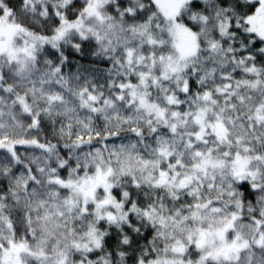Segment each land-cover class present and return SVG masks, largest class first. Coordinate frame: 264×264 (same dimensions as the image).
Returning <instances> with one entry per match:
<instances>
[{"label": "clouds", "instance_id": "obj_1", "mask_svg": "<svg viewBox=\"0 0 264 264\" xmlns=\"http://www.w3.org/2000/svg\"><path fill=\"white\" fill-rule=\"evenodd\" d=\"M59 2L39 0L42 6H52L53 12ZM110 2L116 7L114 0ZM141 2L150 8V0ZM200 2L209 16L203 32L199 24L193 29L200 33V47L182 72L170 73L167 79L160 77L158 63L148 66V52L155 55L159 52L153 49L146 51L142 38L126 25L121 29L118 14L113 21L117 24L115 30L109 29L107 23L100 24L94 19L87 21L99 33V40L91 33L81 38L72 32L59 41L56 48L50 44L41 46L36 61L24 73L17 72L15 64H9L0 57V139L7 137L5 144L36 139L39 144L49 146L43 149L31 143L17 144L15 159L0 156V231L7 232L3 223L5 219L10 218L17 224L23 220V226L30 227L34 233V237L27 238L37 245L41 237H45L47 250L51 252L58 242L63 245L68 239L81 236L87 224L94 222L108 239L101 249H95L97 255L93 259L99 264H104L105 260L107 264H132L127 258L132 255L131 250L124 257L120 256L124 251L120 247L125 242L123 237L127 236V243L133 244L134 248H143L145 241L157 233L158 226L145 221L142 215L130 208L123 210L129 212L131 219L120 224L105 222L102 226L95 219L92 208L86 215L80 213L79 204L69 210L65 200L71 196V199L79 201L80 194L70 193L66 188L48 182L50 168H57L59 173L57 161H65L64 178L77 177L86 171L94 172L97 164L103 169L110 167L112 171L108 179L115 190L113 194H119L118 198L125 204L131 202L138 208L155 205L165 216H176L177 209L186 214L189 209L183 206L197 196L201 201L217 202L221 196L220 186L227 188L230 180L228 167L209 166L205 172L194 167L202 158L210 156L228 161L231 154L243 151V144H247L250 151L264 155V123L257 124L247 119L250 106L264 102V91L241 89L246 98L252 97L243 105L235 98L229 99L226 94L216 92V86L223 84L222 74L226 70L235 71L231 64L232 54L227 51L229 45L224 43L227 37H221L214 31L216 6L228 8V14L233 15L237 6L246 11L247 5H254L256 0H227L224 4L221 0ZM188 15L190 13L185 18ZM28 21L35 25L34 31L42 30L39 9L35 14L28 13ZM213 36L220 41L215 51L208 48V40ZM237 40L239 37L233 38V43ZM23 41V35L17 37L18 43ZM129 47L136 54L143 53L145 62H133L129 66L125 59V50ZM163 51L167 53L171 49L165 47ZM193 67L195 73L191 70ZM140 71L155 75L156 83L148 77L146 83L140 85L137 75ZM186 79L197 81L191 92L182 91ZM128 80L137 83V94H143L145 105L140 103L138 96L130 97L129 89H118L119 83ZM5 85H10L11 90L6 91ZM34 87L37 89L35 92L32 90ZM41 89L58 94L61 99L49 103ZM205 89L210 92V99L203 98ZM88 92L97 97L95 111L91 107L93 102L87 100ZM118 92L121 93L120 98H117ZM16 94L27 97L32 108L30 113L15 103ZM168 94L176 95L179 103L168 102ZM155 106L163 109L162 115L157 113ZM197 108L205 109V125L217 119L223 121L227 129L226 139L218 138L211 129L199 138L194 135L200 130V125L192 119ZM173 112L178 115L173 116ZM32 115L38 116L35 125L30 118ZM159 149H164L167 155ZM197 152L202 155H197ZM161 170L166 171L168 177L157 183ZM261 171L264 172V164ZM33 174L40 181L35 189L26 185ZM186 176L192 179L184 187H178L179 180ZM102 195V189L98 187L96 198ZM227 199L224 196V200ZM244 201L245 207L240 210L244 216L250 215L249 201L257 214L259 208L264 207V201L257 204L253 197H244ZM219 206L224 208L223 202ZM224 210L230 212L233 208L229 206ZM203 214L207 215V210ZM250 251L254 253L251 264H264V249L253 248ZM247 257L248 253H243L239 264H249ZM25 264H40V261L26 257Z\"/></svg>", "mask_w": 264, "mask_h": 264}, {"label": "snow or ice", "instance_id": "obj_2", "mask_svg": "<svg viewBox=\"0 0 264 264\" xmlns=\"http://www.w3.org/2000/svg\"><path fill=\"white\" fill-rule=\"evenodd\" d=\"M114 2L116 7L110 0H60L56 11L53 12L52 6H42L39 0H0V57L5 58L9 64H15L17 72L24 73L36 61L41 46L50 44L56 48L59 41L72 32L78 33L81 38L91 33L99 40V33L87 21L94 19L100 24L107 23L109 29L115 30L117 24L113 21L115 14H118L121 29L126 25L142 38L146 51L153 49L159 52V55H155L149 51L147 61L149 67L159 64L161 78L167 79L170 73L179 74L186 68L190 58L196 55L200 47V33L193 29L199 24L203 32L209 23V16L200 0H150V8L144 7L141 0ZM224 3H227V0H221V4ZM37 9L43 28L34 31L35 25L28 21V13L35 14ZM188 13L190 15L185 18ZM228 13V8L216 6L214 31L221 37H227L224 43L229 45L227 51L232 54L231 64L235 71L226 70L222 74L223 84L216 86V92L226 94L229 99L235 98L243 105L246 100L251 101L252 97L246 98L241 89L264 91V0H256L254 5H247L246 11L237 6L233 15ZM20 35L24 37L22 44L17 42ZM235 37H239V40L233 43ZM219 46L220 41L214 36L208 40V48L212 51ZM165 47H170L171 51L165 53ZM125 59L129 66L133 62H145L143 53L136 54L131 47L125 50ZM191 70L196 72L194 67ZM137 75L140 85H144L148 77H151L153 83L157 81V77L150 72L140 71ZM177 79H180L179 75ZM196 83L197 81L191 79L184 80L182 91L191 92ZM137 86L133 80L117 85L120 90L129 89V96L134 98L138 96ZM5 90L10 91L11 86L5 85ZM32 90L37 91L35 87ZM41 92L49 103L61 99L58 94L43 92L42 89ZM120 95L118 92L117 98H120ZM202 96L207 100L211 94L205 89ZM138 99L142 105L146 104L143 94H140ZM166 99L170 103H179L174 94H168ZM14 100L24 112L32 111L24 94H16ZM87 100L93 102L91 107L95 111L94 103L97 97L88 92ZM155 107L157 113L162 115L163 109ZM172 115L176 116L178 113L173 112ZM30 118L33 125L37 124V115ZM192 119L200 125V130L194 134L196 137H201L207 129H211L218 138L226 139L227 129L221 119L209 121L205 125L204 108H197ZM247 119L257 124L264 123V102L250 106ZM4 139H0V156L8 160L16 158L17 144L31 143L43 149L49 148L46 144H39L36 139L18 140L7 144ZM242 149L243 151L231 154L228 161L212 159L209 156L194 165L205 172L209 166L221 169L227 166L229 183L227 188L220 186L221 196L217 202L201 201L197 196L190 204L183 206L189 209L186 214L177 209L176 216H165L155 205L138 208L131 202L125 204L118 198L119 194H113L115 190L108 179L112 171L110 167L103 169L97 164L94 172L86 171L77 177L64 178L65 161L59 160V173L57 174V168H50L47 180L66 188L70 193L78 192L79 201L71 199V196L65 200L69 210L79 204L80 213L86 215L89 208H92L94 217L101 226L105 222L120 224L131 219L129 212L123 210L125 208H130L131 211L142 215L145 221L157 225L159 230L152 239L145 241L143 248H134L133 244L127 243V236L123 237L125 242L120 247L124 251L120 252V256L124 257L125 253L131 250L132 255L127 258L132 264H239L243 253H248L247 258L251 264L254 253L250 250L264 249V207H260L257 214L249 201L250 215L244 216L240 210L245 207L244 197L255 198L257 204L264 201V172L261 171L264 155L259 151H250L247 144H243ZM159 151L167 155L164 149ZM197 155L202 154L197 152ZM253 161L256 162L255 167ZM167 177L168 173L161 170L156 182H163ZM191 179L192 177H182L178 187H184ZM39 183L34 174L26 181L27 187L34 189ZM98 187L103 192L99 199L96 198ZM224 196L228 199L224 200ZM89 201L92 203L89 204ZM220 202H223L224 208L219 206ZM229 206H232L233 210L225 211ZM204 210H207V215L203 214ZM3 223L7 232L0 231V264H25L26 257H33L40 261V264H99L98 260L93 259L97 255L95 249H101L108 239L96 223L89 222L81 236L72 237L63 245L58 242L49 252L45 237H41V242L37 245L27 238L34 237V233L30 227L23 226V220L17 224L8 218ZM104 264H107L106 260Z\"/></svg>", "mask_w": 264, "mask_h": 264}]
</instances>
